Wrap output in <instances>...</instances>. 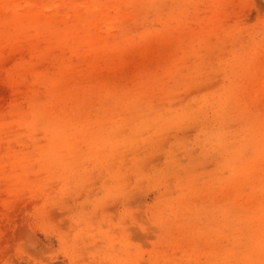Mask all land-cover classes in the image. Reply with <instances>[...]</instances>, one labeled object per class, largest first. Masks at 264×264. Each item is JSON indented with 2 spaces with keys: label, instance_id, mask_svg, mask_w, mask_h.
<instances>
[{
  "label": "rangeland",
  "instance_id": "1",
  "mask_svg": "<svg viewBox=\"0 0 264 264\" xmlns=\"http://www.w3.org/2000/svg\"><path fill=\"white\" fill-rule=\"evenodd\" d=\"M0 264H264V0H0Z\"/></svg>",
  "mask_w": 264,
  "mask_h": 264
}]
</instances>
